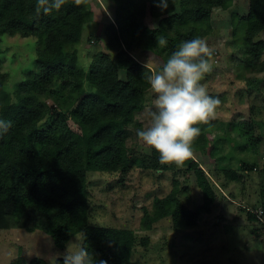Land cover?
<instances>
[{
  "label": "trees",
  "instance_id": "1",
  "mask_svg": "<svg viewBox=\"0 0 264 264\" xmlns=\"http://www.w3.org/2000/svg\"><path fill=\"white\" fill-rule=\"evenodd\" d=\"M93 1L76 6L67 0L59 12L37 15L36 0H0V38L9 34L37 41L34 67L13 92L5 90L6 75L0 72V119L12 122L0 137V232L42 233L59 249L83 233L82 244L94 264L95 259L135 264L131 254L139 241L132 230L90 223L88 173L125 175L132 167L134 151L127 145L126 129L139 126L137 118L144 113L150 89L135 50L152 53L161 68L182 41L209 35L213 10H227L233 0H168L164 11L156 6L159 0H110L115 11L102 29L106 50L94 49L86 72L79 44L84 28L94 21ZM147 8L158 19L156 27L144 22ZM231 16L232 42L243 51L237 68L241 78L257 69L264 51V41L255 40L264 30V0H249L245 15ZM158 36L167 40L166 46L158 47ZM258 69L264 70V63ZM208 135L201 133L193 151L212 154ZM140 165L145 170L192 172L202 199L190 210L178 199L179 184L174 181L170 193L156 198L141 219L143 230L163 218L171 220L174 230L192 228L200 214L211 213L216 195L198 161L190 158L178 168L160 165L158 154H153L143 156ZM224 174L238 178L233 170ZM255 216L252 211L247 215L250 221ZM149 240L144 237L140 244L147 247ZM10 264L47 262L19 255ZM56 264H63L62 258Z\"/></svg>",
  "mask_w": 264,
  "mask_h": 264
},
{
  "label": "rangeland",
  "instance_id": "2",
  "mask_svg": "<svg viewBox=\"0 0 264 264\" xmlns=\"http://www.w3.org/2000/svg\"><path fill=\"white\" fill-rule=\"evenodd\" d=\"M249 0H233L227 10L216 8L211 16V32L204 37L213 51V70L201 81L208 93L218 95L222 103L217 117L210 125H200L209 134L212 154L193 151L214 189L216 200L211 213L200 214L195 227L174 230L171 220L163 218L150 230H143L141 219L152 210L156 198H164L179 184L178 199L195 210L202 204L201 191L192 172L185 169L161 171L141 167L143 156L158 154L136 136L137 129L147 126L148 111L154 107L151 89L145 96V110L137 118L139 126L126 129L127 145L134 151V161L127 174L88 173L90 223L96 226L127 228L136 235L139 245L131 259L135 264H264V51L257 61V69L237 76L242 64V49L232 42V14L245 15ZM94 21L84 28L79 44L80 65L87 72L94 49L106 50L103 27L114 18L115 8L110 0L92 2ZM144 22L156 27L158 19L149 14ZM94 36L91 37L90 36ZM255 40L264 41V30ZM35 38L4 34L0 38V72L6 75L5 90L13 92L32 70L36 57ZM135 58L143 64L151 58L154 70H160L154 55L135 50ZM240 68V67H239ZM124 79V73L121 74ZM76 129L75 126H73ZM233 170L237 180L225 176ZM249 211L256 220L250 221ZM148 237L147 247L140 244ZM83 233L75 235L67 244H82ZM64 249L38 232L5 229L0 232V264H10L17 256L27 260L35 257L47 264H56Z\"/></svg>",
  "mask_w": 264,
  "mask_h": 264
},
{
  "label": "clouds",
  "instance_id": "3",
  "mask_svg": "<svg viewBox=\"0 0 264 264\" xmlns=\"http://www.w3.org/2000/svg\"><path fill=\"white\" fill-rule=\"evenodd\" d=\"M67 0H36L37 15L59 12ZM86 0H74L76 6ZM164 11L168 0L156 5ZM158 47L167 45L163 36L157 37ZM213 49L202 37L182 41L160 70L151 66V58L144 63L142 77L155 96L154 107L149 109L146 127L137 129L136 136L149 149L158 153L160 165L182 167L193 156V144L201 135L200 125H210L217 117L222 101L208 94L201 82L213 70ZM12 122L0 119V137L8 132ZM63 264H94V256L83 244L66 245ZM95 264H106L96 261Z\"/></svg>",
  "mask_w": 264,
  "mask_h": 264
},
{
  "label": "built area",
  "instance_id": "4",
  "mask_svg": "<svg viewBox=\"0 0 264 264\" xmlns=\"http://www.w3.org/2000/svg\"><path fill=\"white\" fill-rule=\"evenodd\" d=\"M256 217H259V216H256Z\"/></svg>",
  "mask_w": 264,
  "mask_h": 264
}]
</instances>
